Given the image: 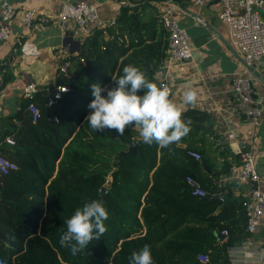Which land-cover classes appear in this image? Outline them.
Wrapping results in <instances>:
<instances>
[{"label":"trees","instance_id":"trees-1","mask_svg":"<svg viewBox=\"0 0 264 264\" xmlns=\"http://www.w3.org/2000/svg\"><path fill=\"white\" fill-rule=\"evenodd\" d=\"M130 9L120 3L117 26L106 33L93 28L78 54L66 58L72 63L68 76L57 68L55 85L70 87L51 110L58 121L47 106L51 86L41 88L33 100L40 111L36 121L26 110V99L8 119L0 139L12 135L15 144L1 149L16 168L0 173L3 264H130L131 253L145 244L153 264H204L198 259L201 253L209 257L205 264L227 263L228 249L245 237L241 201L221 202L210 195L215 188L203 167L206 141L213 132L205 110L183 109L190 131L163 149L155 142L145 143L135 130L122 136L108 129L94 131L85 119L92 111L91 85L115 86L112 77L123 75L126 65L138 67L159 86L155 72L164 58L168 33L157 17L144 21L140 11ZM4 67L2 84L8 76ZM130 134H137L136 147L120 154L128 149ZM188 149L199 151L201 159L187 155ZM187 175L209 194L193 195ZM91 200L102 201L108 211L107 231L73 255L70 247L59 243L66 231L64 221ZM223 229L228 231L224 238Z\"/></svg>","mask_w":264,"mask_h":264},{"label":"crops","instance_id":"crops-1","mask_svg":"<svg viewBox=\"0 0 264 264\" xmlns=\"http://www.w3.org/2000/svg\"><path fill=\"white\" fill-rule=\"evenodd\" d=\"M8 1L15 7V12L6 23L9 39L0 42V67L5 66L8 74L2 84L4 78L0 69V138L9 127L8 119L17 112L24 85L35 82L39 88L53 87L60 62L78 54L81 44L70 32H62L55 18L62 2L80 0ZM85 1L97 4L105 19L117 17L121 1L132 8L129 12L140 11L144 21L154 17L159 19L162 12L170 10V14L186 28L193 53L191 59L169 70L168 78L173 84L170 98L182 109L200 108L210 115L213 133L208 135L205 145L207 164H204V171L210 178L232 174L238 169L242 151H250L260 177L258 185L264 192V115L257 124H252L243 116L230 113L231 77L238 72L253 80L257 92L264 93V88L226 46L224 41L229 43L227 27L217 14L221 4L214 0L202 7L195 6L190 0ZM174 1L187 11L175 5ZM27 8H34L48 16L35 19L34 26L29 28L21 17ZM262 14L264 17V12ZM69 37L72 39L69 40ZM67 61L71 69V61ZM256 66L264 73V56L256 62ZM163 71L157 69L155 77H161ZM189 89L197 93L194 104L184 103V93ZM248 188L245 181L233 178L226 184L225 199L239 202L248 195ZM244 232L241 243L228 249L227 263L251 264L256 260L258 251L264 246V216L255 232Z\"/></svg>","mask_w":264,"mask_h":264},{"label":"built area","instance_id":"built-area-1","mask_svg":"<svg viewBox=\"0 0 264 264\" xmlns=\"http://www.w3.org/2000/svg\"><path fill=\"white\" fill-rule=\"evenodd\" d=\"M195 6H204L212 0H190ZM221 8L218 17L227 27L228 41L230 45L240 54L249 64L258 62L264 56V17L259 11L264 12V0H219ZM123 4V1H121ZM172 3V2H171ZM173 4V3H172ZM174 5V4H173ZM15 7L7 0L0 1V42L9 39V31L6 23L12 18ZM47 17L48 15L36 11L34 8L23 10L21 17L25 26L31 28L37 18ZM62 32H70V35L82 41L88 37L93 28L102 29L106 33L107 28L117 26V17L105 19L101 16L99 6L93 2L80 0L77 2H62L59 10L55 14ZM159 22L166 29L167 45L164 50V58L158 70L163 69V74L157 79L159 86H166L170 89V97L173 93V84L168 78L169 70L175 66L182 65L193 56L190 47V36L185 27L166 10L159 15ZM68 61L63 60L59 66V73L68 76ZM250 78L243 77L240 73H234L231 77V105L230 113L241 115L250 123L257 124L264 115V93L256 91ZM70 87L64 84L53 86L47 90V106L51 118L58 121L51 110L55 103L68 92ZM41 92V88L35 82L24 85L22 99L29 100L26 104L33 121L40 115L38 106L33 101L35 96ZM21 109V103L17 111ZM16 126L20 125L19 120L14 121ZM136 140H131L129 145H134ZM3 144L14 145L15 139L12 135H6L0 140V173L6 174L9 170L15 169L16 164L6 158L2 153ZM187 155L196 160L201 159L199 151L188 149ZM239 166L236 172L221 176L211 177V184L215 188L210 195L216 196L223 202L226 198V184L230 180L237 179L248 184V195L241 200L242 208L246 215V231L255 232L264 216V192L259 187L260 177L255 168L254 155L250 151H243L240 154ZM186 182L191 187V193L197 196L209 194L200 183L191 175L185 177ZM221 237L228 235V231H220ZM223 240V239H222ZM198 259L202 263H208L209 257L199 254ZM231 264V263H218ZM251 264H264V246L257 253L256 260Z\"/></svg>","mask_w":264,"mask_h":264},{"label":"clouds","instance_id":"clouds-1","mask_svg":"<svg viewBox=\"0 0 264 264\" xmlns=\"http://www.w3.org/2000/svg\"><path fill=\"white\" fill-rule=\"evenodd\" d=\"M112 79L113 87L91 85L94 99L88 107L92 111L85 119L94 131L108 129L122 136L126 128L135 126L145 143L155 142L162 149L179 143L189 133L191 121L182 119L183 109L170 98L168 87L149 81L134 65L124 66L123 75ZM196 99V91L189 89L184 93V103L194 104ZM108 215L102 201H86L64 221L66 231L60 236V245L70 247L75 255L104 235ZM129 261L153 264L150 246L145 244L139 251H133Z\"/></svg>","mask_w":264,"mask_h":264},{"label":"water","instance_id":"water-1","mask_svg":"<svg viewBox=\"0 0 264 264\" xmlns=\"http://www.w3.org/2000/svg\"><path fill=\"white\" fill-rule=\"evenodd\" d=\"M8 1V0H7ZM215 2H218L219 0H214ZM175 5L179 6V3L174 1L173 2ZM181 9H183L182 7H180ZM186 10V9H183ZM187 11V10H186ZM199 19V18H197ZM72 38L69 37V40H71ZM75 42L79 45V42L77 40H75ZM226 46L230 49V51L236 56V58L240 61V63L246 68V70L253 76L254 80L261 85L264 88V73L259 71L257 69L256 63H247L241 56L240 54L230 45V43L224 41ZM145 68L148 69L149 68V62L148 60L145 61ZM250 84H253V80H250ZM241 146V145H240ZM136 147V143L134 145H129L128 149L126 151H121L120 154L123 153H130L134 148ZM244 151V150H243ZM242 151V152H243ZM114 163V162H113ZM110 179V176H109ZM106 190V187H103L104 191Z\"/></svg>","mask_w":264,"mask_h":264},{"label":"rangeland","instance_id":"rangeland-1","mask_svg":"<svg viewBox=\"0 0 264 264\" xmlns=\"http://www.w3.org/2000/svg\"><path fill=\"white\" fill-rule=\"evenodd\" d=\"M259 12H260V14L263 13L262 11H259ZM132 130H135L136 132H138V136H139V138H140L139 131H138V129H137L135 126H131V127L126 128L125 132H126V131L131 132ZM136 135H137V134H134V135L130 134V136H129V140L136 139Z\"/></svg>","mask_w":264,"mask_h":264}]
</instances>
